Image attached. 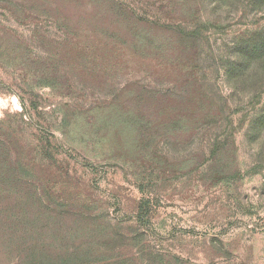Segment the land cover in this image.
<instances>
[{
  "label": "rangeland",
  "instance_id": "1",
  "mask_svg": "<svg viewBox=\"0 0 264 264\" xmlns=\"http://www.w3.org/2000/svg\"><path fill=\"white\" fill-rule=\"evenodd\" d=\"M0 264H264V0H0Z\"/></svg>",
  "mask_w": 264,
  "mask_h": 264
},
{
  "label": "trees",
  "instance_id": "2",
  "mask_svg": "<svg viewBox=\"0 0 264 264\" xmlns=\"http://www.w3.org/2000/svg\"><path fill=\"white\" fill-rule=\"evenodd\" d=\"M146 205H147V201L143 200L140 202V205H139V211L142 213L145 212V209H146Z\"/></svg>",
  "mask_w": 264,
  "mask_h": 264
}]
</instances>
